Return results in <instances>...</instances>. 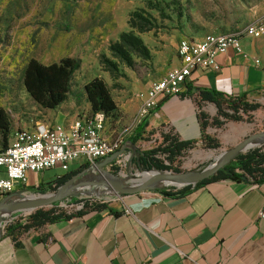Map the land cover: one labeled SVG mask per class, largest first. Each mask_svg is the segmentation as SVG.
<instances>
[{
    "label": "rangeland",
    "instance_id": "374dc122",
    "mask_svg": "<svg viewBox=\"0 0 264 264\" xmlns=\"http://www.w3.org/2000/svg\"><path fill=\"white\" fill-rule=\"evenodd\" d=\"M262 21L264 0H0V108L8 115L13 133L42 125L44 118L50 117L24 90L25 66L30 59L47 65L73 58L78 60L79 67L73 74L67 102L76 100L78 108L71 113L80 117L90 114L83 86L94 78L104 81L116 105V110L106 118L105 132L110 139L122 140L125 161L112 167L108 163L105 170L109 174L125 177L130 183L146 184L153 182L156 175L200 172L239 143L264 133V84L248 99L260 105L256 111L243 115L242 121H229L218 129L209 127L210 136L219 143L218 148H205L199 140L173 162V171L151 175L134 159L140 152L162 147L161 136L165 133L146 128L142 139L134 145L129 140L134 128L143 121L140 110L145 91L151 81L161 78L176 64V48L181 39L241 35L249 24ZM240 43L243 50L251 51L252 58L259 61L257 67L264 73V36L257 40L242 38ZM76 94H80L78 99ZM205 110L210 115L214 113V109ZM236 127L242 128V136L232 139V128ZM12 140L13 136L10 143ZM254 149L264 151V138L240 155ZM163 162L169 165L168 161ZM83 163V159L77 160L70 171L78 170ZM65 174L58 167L34 173L35 178L44 182ZM94 175L99 179L104 177L100 173H86L81 178L88 185L86 194L76 201L30 211L17 207L3 214L0 245L6 240L12 241L7 231L10 225L38 210L72 213L80 210L77 207L87 204L86 201L106 196L103 186L90 189ZM154 188L179 189L166 182L154 183ZM21 192L27 200L53 193L37 194L26 188ZM19 202L12 201L5 209Z\"/></svg>",
    "mask_w": 264,
    "mask_h": 264
},
{
    "label": "crops",
    "instance_id": "0c3cea01",
    "mask_svg": "<svg viewBox=\"0 0 264 264\" xmlns=\"http://www.w3.org/2000/svg\"><path fill=\"white\" fill-rule=\"evenodd\" d=\"M216 61L220 71H194L178 94L152 112L146 128L178 141L212 138L210 126L201 128L198 115L210 121L216 107L208 102L198 105L190 94L209 89L248 100L263 86L264 73L232 49ZM68 100L54 110L42 109L50 117L42 125L67 127L80 117L71 113L78 108L76 100ZM240 130L232 128L231 138H240ZM14 133L11 124L5 138L0 132V148ZM104 136L110 139L106 132ZM50 182L29 173L23 188L31 191ZM181 189L99 197L98 204L104 205L100 210L87 209L81 216L29 229L16 237L18 245L6 240L0 245V264H264V182L219 180L175 194Z\"/></svg>",
    "mask_w": 264,
    "mask_h": 264
},
{
    "label": "trees",
    "instance_id": "16d2710c",
    "mask_svg": "<svg viewBox=\"0 0 264 264\" xmlns=\"http://www.w3.org/2000/svg\"><path fill=\"white\" fill-rule=\"evenodd\" d=\"M189 40L198 39L189 38ZM78 67V60L73 58H64L58 63H51L47 65L42 64L35 59H30L23 72L24 90L31 100L41 109L54 110L62 105L70 95L73 74ZM83 94L91 111L89 115L102 113L104 117L107 118L109 114L116 110V105L102 79L94 78L86 83L83 86ZM79 95L80 94H76L75 98L78 99ZM190 95L193 96L194 101L198 105L201 102H208L216 107V114L210 121H208V117L205 114L200 113L198 115L201 128L211 126L218 129L229 121H242L243 115H248L260 107L258 103L249 102L246 96H228L215 90H196L195 94ZM165 100L166 99L162 100L157 108ZM151 114L152 112L150 115ZM10 124L8 115L0 108V132L3 135V138H5L8 134ZM146 127L147 118L141 121L134 128L129 138L131 145H134L138 140L142 139L141 135ZM161 140L163 143L162 147L146 152H140L134 159V162L148 173L151 171H173V162L177 158L181 157L185 151L193 148L196 144L195 141H178L169 134H163L161 136ZM201 142L204 144V147L208 149H215L219 147V143L214 138L209 136L202 135ZM163 161H168L169 165H166ZM87 167V165H83L78 170L66 172L64 176L59 177L44 186L38 185L31 187L30 189L37 194L54 192L58 187L62 186L65 182L73 176L79 174ZM219 180H232L237 182L250 180L258 184L263 183L264 151L261 149H254L245 154L238 155L235 160L223 166L215 174L196 183L194 188L200 187L208 182ZM189 189L190 186H186L180 191H176L175 194H185ZM102 208H104L103 204L97 203L89 205L87 203L84 204L80 210L69 214L61 211L54 212L38 210L25 220H18L14 225H10L7 229L8 235L11 237L12 241H15V245H18L16 237L20 233L26 232L29 229L37 228L45 223H53L60 220H68L75 216H81L87 209L100 210Z\"/></svg>",
    "mask_w": 264,
    "mask_h": 264
},
{
    "label": "built area",
    "instance_id": "2783aa9c",
    "mask_svg": "<svg viewBox=\"0 0 264 264\" xmlns=\"http://www.w3.org/2000/svg\"><path fill=\"white\" fill-rule=\"evenodd\" d=\"M262 36L264 21L249 24L241 35L216 34L200 40L181 39L176 48V64L161 78L151 81L145 91L140 110L142 119H146L162 100L178 94L194 71H220L216 57L225 54L228 49H232L242 60H251L257 66L259 61L242 49L240 40H257ZM105 123L104 115L95 113L78 117L67 127L61 124L37 125L31 130L16 131L12 142L0 148V172L3 173L0 175V199L21 191L29 173L55 167L66 173L80 159L84 160L80 167H93L96 162L121 150L122 140L105 138ZM124 158L122 153L110 166L120 165ZM86 202L91 205L101 201L95 198ZM83 205L77 208L81 209Z\"/></svg>",
    "mask_w": 264,
    "mask_h": 264
},
{
    "label": "water",
    "instance_id": "95a60500",
    "mask_svg": "<svg viewBox=\"0 0 264 264\" xmlns=\"http://www.w3.org/2000/svg\"><path fill=\"white\" fill-rule=\"evenodd\" d=\"M264 138V133L257 134L249 139L244 140L243 142L239 143L235 147L231 148L224 154H222L218 159L208 168L200 171V172H188L185 174H177V175H156V179L153 182H148L146 184H137V183H130L127 178L121 176H114L109 174L105 170V166L108 163L113 164L117 157L122 154V150H119L110 156L104 158L101 161L95 163L93 167H87L86 169L82 170L79 174L73 176L67 182H65L62 186L58 187L56 191L51 194L43 195L37 199H25L26 196L21 191H15L10 194L5 195L0 199V224L2 222V215L5 213H9L12 208H17L30 211L32 209H36L43 206H52L54 203H63L67 198L70 197H78L83 194H86L84 191L87 189V183L82 182L81 178L86 176L88 172L100 173L103 174L104 177L96 178L97 176H93L95 178L93 183H90V189H98L100 186H103L107 193L106 195H126V194H133L142 191H154L157 190L154 188V183L159 182H166L170 183L175 188H182L185 186L195 185L196 183L209 178L213 174H215L218 170H220L223 166L230 163L235 159L241 152H244L248 149H251L257 146L258 141ZM166 172V171H165ZM148 173V172H147ZM152 173H164V172H157L151 171L148 173L151 175ZM77 181V182H76ZM182 182V185H176L174 183ZM79 189V190H77ZM104 197V196H98ZM21 200L19 203L13 204V206H8L6 209V205L12 201Z\"/></svg>",
    "mask_w": 264,
    "mask_h": 264
},
{
    "label": "bare ground",
    "instance_id": "6f19581e",
    "mask_svg": "<svg viewBox=\"0 0 264 264\" xmlns=\"http://www.w3.org/2000/svg\"><path fill=\"white\" fill-rule=\"evenodd\" d=\"M259 142V141H258ZM139 178V177H138ZM138 180H140V179H138ZM132 182V181H131ZM174 184H176V185H182L183 183L182 182H177V183H174Z\"/></svg>",
    "mask_w": 264,
    "mask_h": 264
},
{
    "label": "flooded vegetation",
    "instance_id": "af4514ba",
    "mask_svg": "<svg viewBox=\"0 0 264 264\" xmlns=\"http://www.w3.org/2000/svg\"><path fill=\"white\" fill-rule=\"evenodd\" d=\"M69 172H71V171H69Z\"/></svg>",
    "mask_w": 264,
    "mask_h": 264
}]
</instances>
